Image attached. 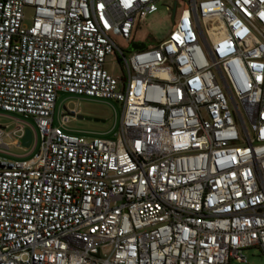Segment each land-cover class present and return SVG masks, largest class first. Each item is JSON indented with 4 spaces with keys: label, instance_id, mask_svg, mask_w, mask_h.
Masks as SVG:
<instances>
[{
    "label": "built area",
    "instance_id": "built-area-1",
    "mask_svg": "<svg viewBox=\"0 0 264 264\" xmlns=\"http://www.w3.org/2000/svg\"><path fill=\"white\" fill-rule=\"evenodd\" d=\"M156 1L0 0V111L34 123H0V264L264 254V0H168L123 51ZM57 92L117 103L112 137L67 129L75 107L52 124Z\"/></svg>",
    "mask_w": 264,
    "mask_h": 264
},
{
    "label": "rangeland",
    "instance_id": "rangeland-1",
    "mask_svg": "<svg viewBox=\"0 0 264 264\" xmlns=\"http://www.w3.org/2000/svg\"><path fill=\"white\" fill-rule=\"evenodd\" d=\"M168 3V0H157L155 2V10L146 14L144 18L139 22V27L132 32V39L134 42H149L152 43L151 37L156 40L162 39L165 33L170 28V21L167 18V10L165 5ZM179 4L176 5V10L178 9ZM31 10L25 8L24 11V23H28ZM116 44L124 51L126 44L121 40L115 39ZM75 107L79 114L83 117L88 116L92 118H98L102 121H93L91 119H70L65 127L69 130L75 131L74 133L81 136L84 139H88L92 136V133L95 132L102 137L110 138L113 133L118 128V121L120 115V107L114 101H106L102 99H88L82 96H76L67 94L65 92H57L54 100V108L52 113V124L56 123V109L61 108ZM8 117L0 116V123H6L12 121L11 118H20V116L13 115L6 112H1ZM27 123L34 124L33 120L30 117L20 118ZM87 131V132H83ZM8 150L10 153L15 155H23L29 151V148L22 149L21 147L9 146ZM29 155V154H28ZM27 155V156H28ZM6 159L12 160L15 156L7 155L3 156ZM242 253L245 258V262H237L234 260H229L226 264H264V254L261 253L256 247H248L242 250Z\"/></svg>",
    "mask_w": 264,
    "mask_h": 264
},
{
    "label": "water",
    "instance_id": "water-1",
    "mask_svg": "<svg viewBox=\"0 0 264 264\" xmlns=\"http://www.w3.org/2000/svg\"><path fill=\"white\" fill-rule=\"evenodd\" d=\"M173 11H174V9H173V7H171V10H170V20H172V16H173ZM144 46V43H142V42H132V43H130L129 45H128V49H140V48H142ZM76 118L77 119H85V120H89V119H91L90 117H88V116H82L81 114H77L76 115ZM91 120H93V121H102L101 119H98V118H92ZM30 138H31V134H30V131H29V129L27 128V127H25L24 129H23V134H22V136L20 137V145L21 146H24V147H27L28 146V144H29V142H30Z\"/></svg>",
    "mask_w": 264,
    "mask_h": 264
}]
</instances>
